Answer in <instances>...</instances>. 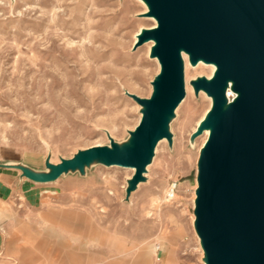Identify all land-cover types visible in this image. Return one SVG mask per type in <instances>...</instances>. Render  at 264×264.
<instances>
[{
  "label": "rangeland",
  "instance_id": "obj_1",
  "mask_svg": "<svg viewBox=\"0 0 264 264\" xmlns=\"http://www.w3.org/2000/svg\"><path fill=\"white\" fill-rule=\"evenodd\" d=\"M147 10L141 0H0V163L45 171L48 157L59 163L129 139L141 113L126 91L150 97L160 71L151 42L134 47L141 29L157 25ZM185 60L187 88L170 123L173 144L159 141L146 181L127 200L134 168L94 163L85 175L70 172L44 184L42 204L23 214L20 256L5 254L7 264H58V242L75 246L89 238L87 248L105 249L94 234L112 235L118 247L104 256L85 252L90 264H205L192 219L209 132L191 136L212 101L203 91L197 95L191 81L210 78L215 68ZM175 179L179 191L170 200ZM7 218L2 214L0 222ZM78 218L99 223L103 233ZM113 225L119 232L107 231Z\"/></svg>",
  "mask_w": 264,
  "mask_h": 264
},
{
  "label": "water",
  "instance_id": "obj_2",
  "mask_svg": "<svg viewBox=\"0 0 264 264\" xmlns=\"http://www.w3.org/2000/svg\"><path fill=\"white\" fill-rule=\"evenodd\" d=\"M146 16L157 20L143 28L134 47L154 41L157 58L150 97L126 91L141 105L142 116L126 142L79 150L45 171L21 163H0L22 176L49 183L62 175L86 174L94 163L134 168L128 180L129 200L152 162L159 141L173 144L171 120L186 95L183 52L190 62L213 63L212 78L191 81L195 93L213 99L206 117L191 136L206 130L200 150L194 206V228L206 264H264V0H143ZM236 95L230 100L227 92Z\"/></svg>",
  "mask_w": 264,
  "mask_h": 264
},
{
  "label": "crops",
  "instance_id": "obj_3",
  "mask_svg": "<svg viewBox=\"0 0 264 264\" xmlns=\"http://www.w3.org/2000/svg\"><path fill=\"white\" fill-rule=\"evenodd\" d=\"M28 179L22 176V171L11 167H0V216L7 215L6 222L2 224L0 222V264H7L4 259V255H17L20 256V229L23 225V214L27 210L38 208L42 204L44 193L48 191L47 186ZM10 203L11 208H7L5 203ZM16 204V207L14 206ZM76 223L84 224L92 230L93 233H103V229L99 226V223H92L90 220L78 218ZM61 221V219H60ZM194 220L192 219V224ZM17 230V231H16ZM117 233L120 230V226L113 225L108 226L107 231ZM101 235V234H100ZM93 240L97 241V245L106 246L105 249H93L86 246L87 238L79 245H65L58 242V264H90L89 260H84L85 252L99 253L104 256L108 254L115 246L118 247L113 239L112 235L103 238L102 236H90ZM66 247V257H62L61 249ZM19 250V251H18ZM87 254V253H86ZM70 260V261H69ZM166 258L162 259V262H167ZM139 264H146L145 260H142Z\"/></svg>",
  "mask_w": 264,
  "mask_h": 264
},
{
  "label": "bare ground",
  "instance_id": "obj_4",
  "mask_svg": "<svg viewBox=\"0 0 264 264\" xmlns=\"http://www.w3.org/2000/svg\"><path fill=\"white\" fill-rule=\"evenodd\" d=\"M141 1H143V0H141ZM143 2H144V1H143ZM144 3H145V2H144ZM145 4H146V3H145ZM146 6H147V4H146ZM147 9H148V6H147ZM152 18H154V17H152ZM154 19H155V18H154ZM154 27H155V26H154ZM141 31H142V29H141ZM141 31H140V32H141ZM140 32H139V33H140ZM139 33H138V34H139ZM138 34H137V35H138ZM137 35H136V41H137ZM150 42L152 43V46L155 44L153 40H151V41H149V42H146L145 44L150 43ZM152 46H151V49H152ZM151 49H150V52H151ZM185 56L188 57L189 62H190V58H189V54L183 52V59H184L185 67H186ZM154 59H157V58H154ZM157 60H158V59H157ZM158 62H159V61H158ZM199 63H201V64L204 63V64L212 65V66H214L215 71H216V66H215V64H213V63H206V62H204V61L201 60V61H199L196 65H193V64L190 62V64H191L192 66H194V67L197 66ZM159 64H160V63H159ZM160 67H161V66H160ZM215 71H214V72H215ZM213 74H214V73H213ZM212 76H213V75H212ZM212 76H211L210 78H212ZM198 77H199V76H198ZM196 78H197V77H196ZM196 78H195V79H196ZM210 78H209V79H210ZM185 79H186V78H185ZM192 87H193V86H192ZM186 88H187V84H186ZM193 90H194V87H193ZM194 91H195V90H194ZM201 91L205 92L204 90H200V92H201ZM200 92H199V94H200ZM205 93H206V92H205ZM230 93H231L233 96H235L236 94L233 93V92L231 91V89H228L227 95H228L229 99L231 100L232 98H231L230 95H229ZM199 94H198V95H199ZM206 95H207L208 97H210L207 93H206ZM210 98H211V101H212V103H213V99H212V97H210ZM211 106H212V104H211ZM141 108H142V107H141V105H140V113H141ZM210 108H211V107H210ZM210 108H209V110H210ZM209 110H208V111H209ZM208 111L206 112V114H205V116L203 117V119L206 117ZM141 116H142V113H141ZM203 119H202V120H203ZM202 120H201V121H202ZM201 121H200V122H201ZM200 122H199V124H200ZM199 124H198V125H199ZM207 131L210 133V130H206L205 132H207ZM205 132H204V133H205ZM208 136H209V134H208ZM207 138H208V137H207ZM206 140H207V139H206ZM161 141H162V140H161ZM205 142H206V141H205ZM204 144H205V143H204ZM204 144H203V145H204ZM202 147H203V146H202ZM202 147H201V148H202ZM133 170H134V172H135V169H133ZM195 194H196V193H195ZM195 196H196V195H195ZM194 220H195V216H194ZM193 225H194V222H193ZM194 229H195V228H194ZM195 233H196V231H195ZM196 234H197V233H196ZM197 236H198V235H197ZM198 238H199V236H198ZM199 241H200V238H199ZM200 246H201V244H200ZM201 248H202V247H201ZM202 250H203V249H202ZM203 257H204V251H203ZM204 263H205V262H204ZM205 264H206V263H205Z\"/></svg>",
  "mask_w": 264,
  "mask_h": 264
},
{
  "label": "built area",
  "instance_id": "obj_5",
  "mask_svg": "<svg viewBox=\"0 0 264 264\" xmlns=\"http://www.w3.org/2000/svg\"><path fill=\"white\" fill-rule=\"evenodd\" d=\"M180 181L178 179L172 180L167 189V197L171 200L174 199L177 192L179 191Z\"/></svg>",
  "mask_w": 264,
  "mask_h": 264
}]
</instances>
